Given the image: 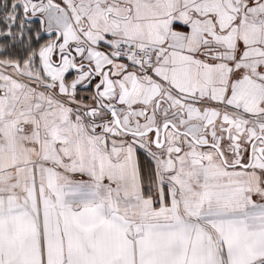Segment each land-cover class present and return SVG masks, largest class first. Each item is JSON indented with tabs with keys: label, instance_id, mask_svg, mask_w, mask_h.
Segmentation results:
<instances>
[{
	"label": "snow or ice",
	"instance_id": "obj_1",
	"mask_svg": "<svg viewBox=\"0 0 264 264\" xmlns=\"http://www.w3.org/2000/svg\"><path fill=\"white\" fill-rule=\"evenodd\" d=\"M0 264H264V0H0Z\"/></svg>",
	"mask_w": 264,
	"mask_h": 264
}]
</instances>
